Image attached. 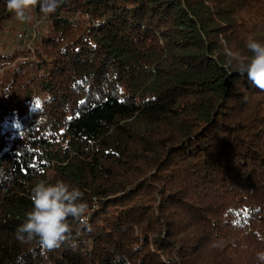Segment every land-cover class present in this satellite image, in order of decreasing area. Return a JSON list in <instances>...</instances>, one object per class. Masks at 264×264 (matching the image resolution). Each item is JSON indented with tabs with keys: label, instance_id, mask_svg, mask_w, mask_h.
<instances>
[{
	"label": "trees",
	"instance_id": "16d2710c",
	"mask_svg": "<svg viewBox=\"0 0 264 264\" xmlns=\"http://www.w3.org/2000/svg\"><path fill=\"white\" fill-rule=\"evenodd\" d=\"M259 2L33 9L51 27L47 97L36 106L27 91L0 105V264H260L264 91L223 66L225 46L251 57L239 35L264 42ZM78 10L88 18L72 20ZM11 14L0 0V20ZM41 180L84 192L92 231L75 248L44 253L16 239Z\"/></svg>",
	"mask_w": 264,
	"mask_h": 264
},
{
	"label": "clouds",
	"instance_id": "9594fccd",
	"mask_svg": "<svg viewBox=\"0 0 264 264\" xmlns=\"http://www.w3.org/2000/svg\"><path fill=\"white\" fill-rule=\"evenodd\" d=\"M66 0H6L9 12L15 14L22 23H30V12L39 6L41 13L54 14ZM245 47L252 54L244 56L239 51H233L225 46L224 68L231 74L235 68L242 76L258 89L264 91V42L256 39H248ZM4 175L0 169V176ZM33 207L27 212V219L18 226L16 239L20 243L38 242L42 252L47 253L61 247L67 241H72V247L76 246V239L84 230L92 231L89 223V204L84 200V192L73 187L64 180L55 183H46L41 180L31 190ZM79 228L73 235V224ZM257 260L264 264V252L257 253Z\"/></svg>",
	"mask_w": 264,
	"mask_h": 264
},
{
	"label": "rangeland",
	"instance_id": "374dc122",
	"mask_svg": "<svg viewBox=\"0 0 264 264\" xmlns=\"http://www.w3.org/2000/svg\"><path fill=\"white\" fill-rule=\"evenodd\" d=\"M254 3L257 2L254 1ZM258 4L264 3L259 2ZM259 5L258 9H262ZM30 15L32 16L30 23L20 22L14 13L0 20V56L6 57L9 53L16 54L12 60H5L7 61L5 66L0 67V105L2 104L4 108L15 98L22 97L27 91L31 93L32 103L36 106L47 97L46 93L41 90L40 80L46 77L48 61H51L46 51L49 53L52 49L42 42V36L48 34L51 27L47 20L37 15L33 9ZM70 18L82 20L88 16L78 10L70 15ZM246 35L238 36L237 45L245 47L248 39L263 41L260 37H255V34L253 36L251 32ZM235 36L236 34L233 35ZM20 62L24 63L20 64ZM152 171L156 174L157 167Z\"/></svg>",
	"mask_w": 264,
	"mask_h": 264
}]
</instances>
